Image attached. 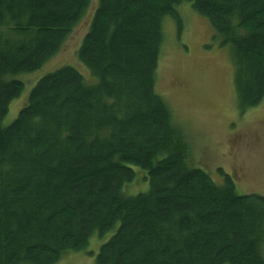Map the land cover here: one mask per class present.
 <instances>
[{
  "label": "trees",
  "instance_id": "16d2710c",
  "mask_svg": "<svg viewBox=\"0 0 264 264\" xmlns=\"http://www.w3.org/2000/svg\"><path fill=\"white\" fill-rule=\"evenodd\" d=\"M190 2L228 46L244 111L264 98V0H98L78 60L23 90L91 0H0V264H55L111 236L96 264H264V197L214 182L156 91L163 21ZM144 171L148 189L125 187ZM141 171V172H142Z\"/></svg>",
  "mask_w": 264,
  "mask_h": 264
},
{
  "label": "rangeland",
  "instance_id": "374dc122",
  "mask_svg": "<svg viewBox=\"0 0 264 264\" xmlns=\"http://www.w3.org/2000/svg\"><path fill=\"white\" fill-rule=\"evenodd\" d=\"M97 4L98 0H91L84 18L41 68L17 77L23 82V90L10 102L3 125L17 117L35 82L50 72L69 65L86 81H95L76 52ZM177 10L182 18L179 29L172 19L163 21L156 91L190 139L196 167L218 184L223 178L220 171L227 173L238 193L264 197V98L254 107L239 110L229 47L219 45L208 19L196 13L190 2L182 3ZM133 169L136 177L125 187L127 195L144 192L149 186L144 171ZM113 230L103 235L94 233L85 248L67 252L55 264H96L99 247Z\"/></svg>",
  "mask_w": 264,
  "mask_h": 264
}]
</instances>
